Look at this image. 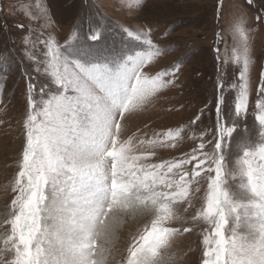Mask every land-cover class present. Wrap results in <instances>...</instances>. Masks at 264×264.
Returning <instances> with one entry per match:
<instances>
[{"label": "snow or ice", "instance_id": "obj_1", "mask_svg": "<svg viewBox=\"0 0 264 264\" xmlns=\"http://www.w3.org/2000/svg\"><path fill=\"white\" fill-rule=\"evenodd\" d=\"M37 7L48 15L41 4ZM25 15L36 19L30 11ZM102 15L94 13L87 32L78 21L63 44L51 33L14 25L26 32L20 58L12 63L21 66L27 81L29 111L0 264H109L125 217L147 219L130 236L120 264H170L167 253L181 231L172 226L178 219L176 206L184 202L191 206L192 184L202 173L204 202L192 217L211 226L202 239V264H264V75L257 89L258 130L253 139L256 124L249 126L246 119L251 30L243 27V20L234 26L240 42L232 57L221 60L220 49L215 50L218 69L229 59L242 69L239 84L231 85L238 90L231 114L226 73L218 76L215 130L207 141L211 150H205L201 133V142L190 155L152 163L155 151H138L137 146L168 142L174 147L182 129L134 142L132 136L122 138L123 126L131 114L174 83L179 62L154 75L145 70L167 51L153 42L150 28L120 26L118 32L121 40L130 38L145 50H131L127 44L120 51L104 47L109 29ZM0 27L8 31L6 22ZM16 55L9 48L0 53V63L7 66ZM230 149L240 153L231 169ZM188 165L191 170H186ZM237 177L238 183L229 184Z\"/></svg>", "mask_w": 264, "mask_h": 264}, {"label": "rangeland", "instance_id": "obj_2", "mask_svg": "<svg viewBox=\"0 0 264 264\" xmlns=\"http://www.w3.org/2000/svg\"><path fill=\"white\" fill-rule=\"evenodd\" d=\"M41 4L47 10L37 7ZM30 11L36 19H29L25 11ZM97 11L103 15L102 23L109 29L103 46L109 50L120 51L127 44L128 49L145 50L137 47L139 42L119 37L120 26L133 29H151L153 42L167 51L151 65L146 66L150 75L169 69L179 62L180 72L174 83L160 90L141 110L131 114L123 126L122 138L129 136L137 139H152L168 130L182 129L181 136L174 141L175 146L138 145V151H155L150 162L179 159L190 155L201 142V133L206 143V151L211 150L212 133L215 130V106L218 93V76L224 77L225 95L228 111L231 114L233 98L238 90L231 85L239 84L238 75L242 65L229 59L218 69L216 49H220L221 60L234 55L240 37L234 26L243 20V27L250 29L251 69L250 99L247 114L249 126L256 124L253 139H256L258 122L254 121L257 89L264 75V0H0V26L5 22L8 31L0 27V53L14 48L16 56L10 58L8 65L0 63V249L3 248V235L7 230L4 222L10 218L11 201L16 193L12 191L14 179L19 170L23 146L25 144L24 120L29 111L27 103V81L21 76V66L12 63L20 58L21 37L26 34L14 25L21 23L31 26L37 32L51 33L60 44L70 36L74 25L83 22V31L87 32L89 22ZM260 16L259 21L256 17ZM115 32V34H114ZM35 35V34H34ZM15 40V44L10 43ZM203 114L201 115V113ZM199 116V120L196 117ZM195 121V124L191 123ZM229 168L240 155L230 149ZM188 165L186 170H191ZM192 184L190 204L176 206L178 219L172 226L181 229L173 239L168 255L170 264H202L203 235L211 231V226L203 221H194L192 217L202 207L206 191L204 174ZM239 182L229 180V184ZM199 187V191L196 188ZM186 209V211H185ZM125 222L117 232L113 245V255L109 264H120L126 256L129 238L144 223L147 217L136 220L125 217ZM190 228L184 232L183 228ZM6 258L11 259V254Z\"/></svg>", "mask_w": 264, "mask_h": 264}]
</instances>
